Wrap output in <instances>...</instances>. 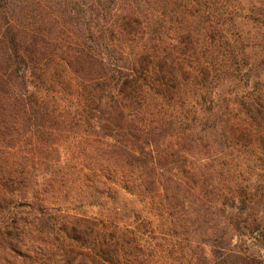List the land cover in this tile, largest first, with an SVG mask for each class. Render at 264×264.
<instances>
[{
  "label": "trees",
  "instance_id": "1",
  "mask_svg": "<svg viewBox=\"0 0 264 264\" xmlns=\"http://www.w3.org/2000/svg\"><path fill=\"white\" fill-rule=\"evenodd\" d=\"M262 145L264 0H0V264H225Z\"/></svg>",
  "mask_w": 264,
  "mask_h": 264
},
{
  "label": "rangeland",
  "instance_id": "2",
  "mask_svg": "<svg viewBox=\"0 0 264 264\" xmlns=\"http://www.w3.org/2000/svg\"><path fill=\"white\" fill-rule=\"evenodd\" d=\"M244 178L248 180L253 172L258 171L264 178V145L260 147V159L251 158L250 162L244 161ZM262 178V179H263ZM252 183L254 179L250 178ZM257 183V181H256ZM252 203H247L246 208H241L243 205L237 203L236 210L239 211H228L238 212L242 215H261L262 222L264 223V198L259 199L258 204L254 207ZM252 207V208H251ZM247 236V235H246ZM245 235L238 236L236 232H233V239L229 244L230 252L227 256L225 264H264V238L254 240L253 238H247ZM249 237V236H248ZM205 251L209 255L210 248L205 246Z\"/></svg>",
  "mask_w": 264,
  "mask_h": 264
}]
</instances>
